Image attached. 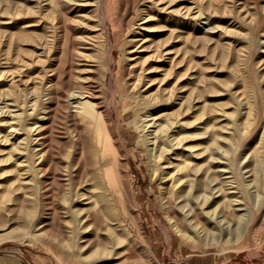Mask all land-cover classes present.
<instances>
[{"label":"rangeland","instance_id":"1","mask_svg":"<svg viewBox=\"0 0 264 264\" xmlns=\"http://www.w3.org/2000/svg\"><path fill=\"white\" fill-rule=\"evenodd\" d=\"M155 1L108 0L112 72L99 44L92 72L106 122L67 97L84 73L85 29L64 24L73 8L0 0V251L30 264H264V0ZM145 9L163 50L130 76ZM155 114L161 148L148 142ZM40 137L48 170L35 175Z\"/></svg>","mask_w":264,"mask_h":264},{"label":"bare ground","instance_id":"2","mask_svg":"<svg viewBox=\"0 0 264 264\" xmlns=\"http://www.w3.org/2000/svg\"><path fill=\"white\" fill-rule=\"evenodd\" d=\"M50 3L60 12H66V13H73L74 15L72 17H69L66 19L64 18V24H67L70 21H73V17H78L75 19V24L77 29L84 28L85 30H80V35L76 36V46L78 49H76V56L77 59L82 65L81 69L83 70L82 76L78 77V80L75 81L73 86L71 85L69 88H67L68 93L67 97L74 98L75 105L77 107V111L79 112V107L77 106L78 103L83 101V99L89 100V102L92 103V107L97 111V114L106 122L109 120V113L106 110V107H104L101 96L99 95L98 90H96L92 86L93 82V75L92 72L95 71L98 67V58L95 57L93 53V49H96L98 44L103 49L102 51V64L106 71L112 72V61L114 60V57L112 55V39H111V27L109 26V21L111 18V13L108 7V0H49ZM159 2V0L155 1ZM71 6V8L69 7ZM73 8V10H72ZM92 8V9H90ZM143 12L141 17V21L138 23L142 28H140V33L136 34V36L140 35L141 37H135L133 40V45H135V48L132 49V55L133 57L130 58V64H128L127 69L130 76L138 75L137 70L141 73L143 72L148 65H151L153 62H149L146 66L145 63H142L140 65V57L146 52H151V54L160 53L163 50V46L157 42L155 43V39L151 38L153 35H160L163 33L162 29L159 30H151L149 27L150 24L156 23L159 21V19H154L151 17H148V12ZM91 11H95L94 15L97 17L96 25L97 29L94 27L89 28L90 26L88 24L82 25V21L87 19L88 17H92L93 14ZM83 12H86L85 14H82ZM79 20V21H78ZM136 23V22H135ZM93 26V25H92ZM139 26V27H140ZM75 28V27H74ZM95 29V30H94ZM151 35V37H149ZM96 38H98L99 43H96ZM97 44V45H96ZM97 46L96 48H94ZM100 51V50H99ZM96 52V51H95ZM98 53V52H97ZM100 56V55H99ZM100 60V59H99ZM150 74H148L149 76ZM141 76V74H140ZM136 83V79L134 80V84ZM81 114V113H80ZM80 118L84 121H89L90 118L88 116H85L83 114L80 115ZM160 118V114L152 115L148 118V121L146 123V126L148 128V142L152 147L158 148L161 146L163 141L165 140L164 135L159 131L160 128H158V119ZM40 140L39 147L35 148V175L40 173L46 172L48 169L45 168V164L43 163L44 157H45V147H44V141H42V138H38ZM161 148V147H160ZM228 174V173H227ZM183 174H179L177 177H182ZM43 181H47V178H45ZM222 184L224 186V190H226L228 193H235V186L232 182V176L225 175L222 181ZM48 183H45V186H47ZM182 187L179 189H176L173 187L169 191L168 200L170 202L176 203L181 196ZM223 190V189H222ZM233 205H235L234 210L240 211L244 209L241 205V201L238 198H234L232 201ZM194 207V206H193ZM225 216L226 214L223 213ZM222 214H219V216H222ZM228 215V214H227ZM177 217L175 216L174 219L177 221ZM86 216L84 217V219ZM223 219V218H222ZM85 240V239H83Z\"/></svg>","mask_w":264,"mask_h":264},{"label":"crops","instance_id":"3","mask_svg":"<svg viewBox=\"0 0 264 264\" xmlns=\"http://www.w3.org/2000/svg\"><path fill=\"white\" fill-rule=\"evenodd\" d=\"M0 264H23L18 257H11L10 254H0Z\"/></svg>","mask_w":264,"mask_h":264},{"label":"water","instance_id":"4","mask_svg":"<svg viewBox=\"0 0 264 264\" xmlns=\"http://www.w3.org/2000/svg\"><path fill=\"white\" fill-rule=\"evenodd\" d=\"M5 253H10V254H16V255H19L20 257H22V258L27 262V264H30V263H29V259H28L25 255H22V254L17 253V252L6 251V250H2V251H0V254H5Z\"/></svg>","mask_w":264,"mask_h":264}]
</instances>
